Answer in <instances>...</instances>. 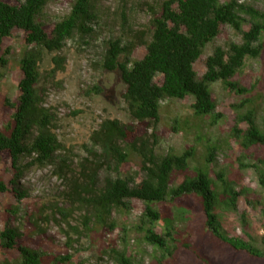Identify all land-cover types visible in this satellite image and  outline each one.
Listing matches in <instances>:
<instances>
[{
	"label": "trees",
	"instance_id": "obj_1",
	"mask_svg": "<svg viewBox=\"0 0 264 264\" xmlns=\"http://www.w3.org/2000/svg\"><path fill=\"white\" fill-rule=\"evenodd\" d=\"M50 2L22 0L17 5H10L0 0V50L2 42L11 38L14 32L22 34L24 45L19 59L18 95L14 101L4 100L9 119L0 129V155L9 157L12 171L7 184L0 182V194L10 192L17 201L25 197V193L16 188L17 182L29 167L55 164L61 178L64 171H70L65 157L56 160L57 152L64 148L54 132V116L44 106V90L38 86L40 65L46 55L56 54L50 59L53 72L62 70L64 59L57 54L75 35L81 39L92 37L93 25L98 18L97 0H72L66 15L46 25L41 18ZM120 3L122 20L126 22L127 0H120ZM224 27L239 36L240 43L227 42L224 47L214 48L212 54L203 60L205 72L198 78L195 64ZM138 35L144 39L141 45L145 52L141 59H131L135 42L116 37L104 43L99 62L103 71L118 74L124 86L121 98L130 123L104 120L91 134V148L85 150L95 164L83 160L79 164L82 172L66 179L68 192L64 194L65 199L89 210L85 227L89 220H93L96 227L110 231L115 225L110 220L113 211L127 210L130 201L141 202L144 209L138 229L143 241L160 252V257L154 259L156 264H173V259L170 263L164 262L165 257H172L179 246L185 250L190 248L187 242H179L183 234L176 226L177 217L172 216L164 204L176 203L181 207V202L192 196L202 213L203 248L210 247L223 253L217 264H264L263 236L259 240L249 234L234 236L224 227V216L237 212L240 197L244 196L254 208L264 207V198L249 200L252 192L241 185L240 178L236 181L226 179L222 171L214 174L215 180L210 178L208 170L196 166L190 174L193 148L180 155L169 153L164 156L158 155L155 148V127L160 118L161 102L191 97L192 118L198 120V125L214 127L222 115L216 112V102L210 90L212 84L219 82L223 90L236 96L251 92L234 78L243 70L246 59H257L262 52L264 12L237 0L223 3L220 0H163L151 11L148 28ZM7 53L6 50L4 54ZM5 63L0 58L1 66ZM250 104L251 100L245 97L236 107L245 110L236 116L229 129V141L234 142L241 153L249 155L247 159L255 160L250 165L239 163V166L252 168L259 187L264 191V116L258 124L255 109ZM183 125L190 127L189 120ZM171 129H181L180 122L174 120ZM202 138L198 136L197 139ZM206 143L203 159L209 167L215 162L218 145ZM131 156L139 161L142 177L138 181H134V177L118 175ZM25 160L28 162L24 164ZM102 163H106L116 176H107L100 186L97 177ZM178 176L182 177L181 183L172 185ZM189 202L190 199L183 203ZM54 208L50 217L54 219L58 214L66 221L69 212ZM247 220L243 212L241 225L244 229L248 226ZM160 223L163 231L157 234L155 227ZM21 237L18 229L5 227L0 231V246L14 249L19 256L18 264H43L38 251L19 244ZM108 247L107 253L118 264H134L125 251L116 250L114 244ZM69 259V256L54 258L50 264H64Z\"/></svg>",
	"mask_w": 264,
	"mask_h": 264
},
{
	"label": "rangeland",
	"instance_id": "obj_2",
	"mask_svg": "<svg viewBox=\"0 0 264 264\" xmlns=\"http://www.w3.org/2000/svg\"><path fill=\"white\" fill-rule=\"evenodd\" d=\"M10 5H17L22 0H2ZM72 0H51L45 7L42 22L46 25L58 21L69 12ZM163 0H127L125 6V21L122 20L123 7L120 0H97L98 18L93 25V36L81 39L75 35L66 42L59 55L64 59L63 69L54 70L50 59L56 55H46L40 65L39 85L44 90V106L54 116L56 126L54 132L64 150L57 152L56 157L65 160L70 165L62 178L58 176L56 165L31 166L23 173L17 182L16 188L25 193L21 201H17L10 192L0 194V231L5 227L16 228L22 237L19 244L27 245L38 251L43 264H50L54 258L69 256L64 264H118L108 253V245L114 244L118 251H125L127 257L134 264H156L155 258L160 252L147 245L139 232L140 217L144 206L141 202L130 201L127 210L113 211L110 220L115 224L110 231L99 228L89 220V210L79 204H71L65 199L68 192V182L82 171L79 164L87 160L95 164V160L87 155L85 148H91L90 136L96 131L104 120H117L122 124L130 123L125 104L121 98L124 86L117 73H107L100 67V60L104 43L112 38L122 37L125 41L135 42V49L131 55L132 60L143 57L145 49L141 45L143 37L139 33L147 29L151 11ZM228 0H220L221 3ZM264 12V2L261 0H237ZM148 36V33L146 37ZM240 37L231 29L224 27L219 36L203 51L200 60L194 69L199 77L205 72L203 60L212 54L216 47H224L227 42L240 43ZM264 45V38L262 40ZM24 45L22 34L14 32L11 38L2 42L0 58L6 61L0 64V129L8 119L9 111L4 106V100L14 101L18 95L17 84L21 78L19 59L23 53ZM7 54L5 55V51ZM234 81L251 92L245 96H236L223 90L219 82L210 86L212 97L216 102V112L222 117L217 125L209 127L207 124L198 125V120L192 118L190 105L193 99L188 97L181 101H163L160 104V118L155 127L157 143L156 153L167 155L169 153L180 155L185 150L193 148L194 155L190 159V171L193 167L208 170L210 178L215 180L214 174L222 171L226 179L240 178L241 185L252 193L249 200L264 198V191L257 183L252 168H240L239 163L247 166L255 160L249 155L241 153L234 142L229 141V129L234 125L236 116L244 108H236L246 98L251 100L255 109L256 120L261 124L264 116V47L257 59H246L243 70L237 74ZM246 106H249L248 104ZM174 120L180 122L178 131H172ZM189 120L190 127L183 125ZM151 131H149L150 133ZM203 136L202 139H197ZM217 143L218 150L215 162L207 167L203 159V150L207 143ZM97 155L100 151L97 150ZM264 152V151H263ZM260 154H263L260 152ZM241 159V161H238ZM28 160L24 161V164ZM56 162V161H55ZM101 163V162H100ZM11 162L6 154L0 155V182L7 184L12 177ZM76 174V175H73ZM118 175L134 177L138 181L142 174L139 171V161L131 156L118 172ZM107 176H116L106 163L98 169L97 180L101 186ZM182 177L174 178L172 185L181 183ZM240 183V182H239ZM189 204L184 205V201ZM194 197L184 199L181 207L176 203L164 204L172 216L177 217L176 226L181 230L183 237L179 242H187L190 249L181 246L173 252L172 257H165L164 262L173 264H210L215 263L223 256L220 250L206 249L201 241L204 238L202 229V213ZM260 199V200H262ZM65 209L69 212L66 221L56 215L50 217V211L55 208ZM247 215L248 226L241 225V214ZM32 216V218H29ZM51 218V219H50ZM225 229L234 236L249 234L259 240L264 237V207H253L246 202L244 196L238 199L237 212L224 216ZM163 225L157 224L155 232L162 233ZM211 247L213 245L210 243ZM202 253V254H201ZM210 260H206V259ZM19 256L14 249H3L0 246V264H18ZM229 264V263H228ZM236 264H239L237 262ZM247 264V263H245ZM259 264V263H252Z\"/></svg>",
	"mask_w": 264,
	"mask_h": 264
}]
</instances>
